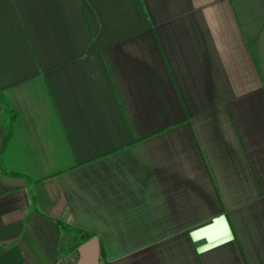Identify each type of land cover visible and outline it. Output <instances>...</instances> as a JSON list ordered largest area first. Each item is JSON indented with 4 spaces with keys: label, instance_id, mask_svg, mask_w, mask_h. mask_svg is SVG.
<instances>
[{
    "label": "crops",
    "instance_id": "1",
    "mask_svg": "<svg viewBox=\"0 0 264 264\" xmlns=\"http://www.w3.org/2000/svg\"><path fill=\"white\" fill-rule=\"evenodd\" d=\"M0 92V264H264V0H0Z\"/></svg>",
    "mask_w": 264,
    "mask_h": 264
},
{
    "label": "trees",
    "instance_id": "2",
    "mask_svg": "<svg viewBox=\"0 0 264 264\" xmlns=\"http://www.w3.org/2000/svg\"><path fill=\"white\" fill-rule=\"evenodd\" d=\"M0 111H1V120L4 125L5 129V138L3 142L2 149L0 151V170L3 171L2 167V157L4 154V151L9 144L10 140L12 139L13 136V131L14 127L18 121V114L17 112L9 105L5 97L2 95L0 92ZM92 236L91 235H86L84 237V240L82 243H86L89 240H91Z\"/></svg>",
    "mask_w": 264,
    "mask_h": 264
},
{
    "label": "water",
    "instance_id": "3",
    "mask_svg": "<svg viewBox=\"0 0 264 264\" xmlns=\"http://www.w3.org/2000/svg\"><path fill=\"white\" fill-rule=\"evenodd\" d=\"M81 260L79 264H99L97 241L91 239L83 244L80 248Z\"/></svg>",
    "mask_w": 264,
    "mask_h": 264
}]
</instances>
